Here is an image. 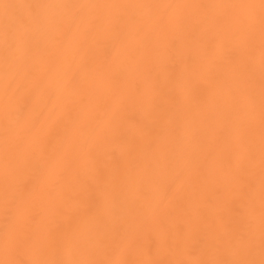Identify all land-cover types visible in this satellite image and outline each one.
<instances>
[{"label": "bare ground", "instance_id": "bare-ground-1", "mask_svg": "<svg viewBox=\"0 0 264 264\" xmlns=\"http://www.w3.org/2000/svg\"><path fill=\"white\" fill-rule=\"evenodd\" d=\"M0 264H264V0H0Z\"/></svg>", "mask_w": 264, "mask_h": 264}]
</instances>
